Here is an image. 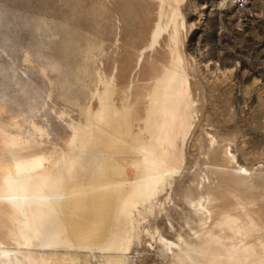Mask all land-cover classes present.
<instances>
[{
	"label": "bare ground",
	"instance_id": "bare-ground-1",
	"mask_svg": "<svg viewBox=\"0 0 264 264\" xmlns=\"http://www.w3.org/2000/svg\"><path fill=\"white\" fill-rule=\"evenodd\" d=\"M190 1L159 0L155 25L147 47L140 52L137 65H142L145 53L154 52L159 47L176 19L170 47L171 60L168 65H162V70L155 77L150 78L149 90L141 100V107H138L139 104L133 107L130 100L136 88L135 82L128 84L121 99L119 87L125 77L106 79L98 70L99 88L92 92L97 108L94 110L88 105L80 109L84 123L70 127L71 139L64 160L49 170L41 167L37 175H32L24 197L7 195L8 204L11 207L18 205L21 214L27 215L21 221L23 229L14 242L15 247L7 248L0 244V264H48L49 261L54 264H128L126 252L130 251V236L135 224L134 216L129 213L145 203H152L156 197L161 198L163 192L170 205L179 209V216L176 215L175 219L179 218L182 222L179 224L176 221V225H183L174 231L172 222H169L168 227L174 234L170 232L168 236L173 238L165 244L160 242L166 248L159 253L164 258V264H200L201 259L208 256L209 247L213 250L222 248L228 259L233 258L232 253L258 255L257 263L264 264V240L251 242L254 235L264 233V169L253 168V161L245 163V160H252V156L245 157L244 152L240 156L236 154L234 148L239 130L237 134H232L235 140L226 139L225 134L219 140L214 133L216 131L198 135L197 147L202 150V154L199 153L203 157L192 161L193 165L190 156L185 153L190 135L196 127L199 128L209 89L207 80L200 75L201 70L213 65H200L201 61L196 63L191 56L197 54L202 37L201 34L196 42L193 40L197 34L195 30H201L196 25L202 17L204 22H208L218 13L224 12L225 16L230 11L223 9V5L217 4L216 0H197L198 4H202L197 5L196 21L193 11V14L187 13ZM231 18L234 19V16ZM173 45L176 55L172 54ZM217 65L212 68L219 70L221 83L228 81L235 69L228 68L232 63ZM40 73L53 87L54 82L48 78L47 71L41 68ZM223 88H220L216 98L221 103L220 108L228 112L236 93L231 91V87L226 88L230 92ZM119 98L122 101L120 107ZM232 111L235 112L234 109ZM232 111L229 116L233 115ZM234 118L236 120L237 117ZM232 119L227 117L228 121ZM168 120L180 124V131L170 137L168 145L163 148L159 144L163 135L158 126ZM230 139L235 142L234 148L230 146ZM158 207L159 213H163V205L160 203ZM84 243L99 255L90 251L84 254L61 249L63 245L82 248ZM209 255L208 261L217 264L215 261L220 256L215 253Z\"/></svg>",
	"mask_w": 264,
	"mask_h": 264
},
{
	"label": "rangeland",
	"instance_id": "rangeland-1",
	"mask_svg": "<svg viewBox=\"0 0 264 264\" xmlns=\"http://www.w3.org/2000/svg\"><path fill=\"white\" fill-rule=\"evenodd\" d=\"M219 1L221 0H216L217 4H222L223 9L231 11V0ZM178 3H182V0H178ZM200 4L202 3L198 4L197 0H191L186 8L187 13L193 11L195 16V12H199L196 11L199 9L197 5ZM263 7L264 0L256 2V5L246 13L245 19L249 23L241 22L240 26L236 20L229 19L232 16L230 11L225 16H223L224 12H220L212 20L208 22L205 20L206 23L202 17L201 24L196 25V27L200 26L201 30H195L197 34L193 40L196 42L197 36L201 34L202 37L197 54H191L193 60L195 59L196 63L201 61L200 65L218 64L219 67L223 62H231L232 65L228 68L235 69L228 81L222 82L223 84L222 76L218 78L219 70L215 71L213 65H209L207 70L204 68L201 70L200 75L207 80L209 89L201 113L202 120L199 128L196 127L198 131L195 128L185 148L186 156H190L192 165V161L195 162L203 157L202 150L197 147L196 142L202 133L216 131L214 133L219 140L223 139L224 134L226 139L235 140L236 137H232V134H237L239 130L235 140L236 147L233 139H230L233 143L228 140L231 148L235 147L234 150H237L236 154L239 156L244 152L245 157H253L252 160H245V163L250 164L253 161L251 162L253 168L264 169L262 165L264 164V130L261 132L264 128V120H262L264 119V22L262 21L264 15L260 14ZM157 9H159V0H0L1 245L7 248L15 247L14 242L18 240L23 229L21 221L27 215V213L21 214L18 205L11 207L7 195L10 193L13 196L24 197L32 175H37L41 167L49 170L64 160L71 139L70 127L84 123L80 109L88 105L94 110L97 108L92 92L99 88L96 76L98 70L106 79L110 77L119 79L121 75L125 77L119 87L121 99L128 84L135 82L136 88L130 100L133 107L138 104V107H141V100L149 90L147 85L162 70V65H168L171 60L170 47L174 38L176 19L173 20L169 34H165L161 40L166 43L160 42V48L145 53L142 65L140 67L137 65L140 52L149 42V35L157 18ZM197 15L198 13L195 16L196 21H198ZM255 16L260 18L257 19ZM242 23L247 24L248 27ZM203 28H206L205 31H202ZM172 54L176 55L174 45ZM41 68L47 71L48 78L54 82L53 87L40 73ZM221 87H224L226 92H230V89L226 88L231 87L233 88L231 91L236 93V99L233 100L228 112L221 109V103L216 98ZM121 99L118 100V107L122 104ZM233 109L235 112L232 111ZM231 111L233 115L229 116L228 113L230 114ZM259 112L263 115L261 118L260 114L257 116ZM227 117L233 121H228ZM234 117L239 118L235 120ZM258 117L260 119L256 120ZM158 129L163 135L159 138V144L164 148L168 145L170 137L178 134L180 124L168 120L159 125ZM176 167L180 169L178 165ZM164 195L165 192L161 193V198L156 197L152 203H145L135 212L129 213L130 216H134L136 226L134 224V231L130 236L132 238H130V251L126 252L128 264L129 262L130 264H164V258H161L159 253L166 250L164 244L172 240L173 237L170 236L174 231L183 227L179 225L182 221L179 222V218L175 219L179 216V209L171 206ZM160 203L164 208L163 213H159ZM170 221L175 228L174 231L168 227ZM162 226H165L163 231ZM158 232H165L167 236L171 232L172 235L167 237L165 233L162 235ZM256 236L251 239L252 243L264 240V233ZM160 242H165L162 244L164 248ZM86 245L84 243L82 248L63 245L61 249L75 250L84 254L90 251L89 253L99 255ZM208 249V256L213 253L220 256L215 261L217 264H258V255L232 253L233 258L228 259L222 248ZM208 256L201 259L200 264H214L208 261L210 259ZM49 263L54 264L53 261Z\"/></svg>",
	"mask_w": 264,
	"mask_h": 264
},
{
	"label": "built area",
	"instance_id": "built-area-1",
	"mask_svg": "<svg viewBox=\"0 0 264 264\" xmlns=\"http://www.w3.org/2000/svg\"><path fill=\"white\" fill-rule=\"evenodd\" d=\"M258 1L259 0H231V6L233 9L232 15L234 16V19L237 21L238 25H240L241 22L247 21V19H245L246 13H248V10H250L252 6L256 5V2ZM260 14L264 15V7ZM255 18L258 19L260 17L255 16ZM262 21L264 22V17L262 18ZM242 25L244 24L242 23Z\"/></svg>",
	"mask_w": 264,
	"mask_h": 264
}]
</instances>
